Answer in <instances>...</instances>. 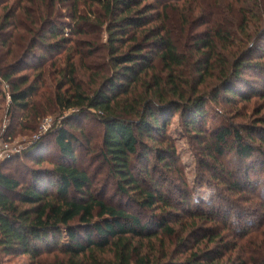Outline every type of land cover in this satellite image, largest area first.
<instances>
[{
	"label": "rangeland",
	"instance_id": "obj_1",
	"mask_svg": "<svg viewBox=\"0 0 264 264\" xmlns=\"http://www.w3.org/2000/svg\"><path fill=\"white\" fill-rule=\"evenodd\" d=\"M161 1L176 4L173 0ZM188 1L183 15L192 20L183 31L180 13L171 15L175 16L174 38L180 51L190 58L188 65L179 72L183 82H190L185 87L186 96H191L194 87L197 95L206 94L204 96L211 99L222 83L224 64L232 62L238 52V37L235 33L227 50L219 47L210 62L213 67L203 73L202 78L197 72L196 58L199 56L189 53L193 48L190 37L203 33L213 14L221 15L222 19H233L239 17L241 8L252 10L256 2L264 4V0ZM191 8H195V12ZM72 9V5L63 6L59 1L0 0V139L10 140L14 148V154L0 164V173L25 186L31 182L33 173L52 172L63 161L56 145V130L63 127L78 140L75 144L76 166L89 176L91 192L97 199L136 215L142 225L154 227L153 224L166 219L168 226L174 229L175 235L170 237L152 227L147 238L134 240L137 246L142 245V254L152 253L151 257L160 264H184L193 255L201 264L207 263L208 258L214 259L213 264H263L264 33L254 47L255 53L250 58L252 65L241 71L240 80L235 83L239 94L248 100L236 97L234 101L221 91L216 102L206 104V118L198 125L200 132L187 128L181 113L171 112L166 138L156 143L143 140L147 158L139 149L134 160L135 171L137 174L142 171L144 176L146 170L152 171L153 179L145 183L146 177L142 178L144 189L155 193L156 197L160 193L165 195L170 203L168 207L161 203L160 209L149 210L137 203L138 197L134 194L128 198L118 191L117 182L102 157L103 127L92 113L89 118H84L78 111H63L56 105V95L65 85L62 75L68 62L75 63L77 83L87 95L101 86L110 69L109 55L104 48L106 27L99 29L95 24L80 28L85 33L82 37L75 35L76 30L72 35L75 24ZM85 9L80 8L84 16L88 14ZM99 10L93 8L97 18ZM53 26L68 28L64 34L69 40L65 50L55 51L39 43L41 37L48 38ZM11 67L17 72L15 78L26 77L31 84L39 86L27 112H10V87L2 76L9 74ZM141 87L138 92L145 94ZM65 90L63 88L62 92ZM222 128L240 131L245 142L255 149L254 155L247 161L242 160L233 138L228 140L223 155L214 153V133ZM36 144L32 152L25 154ZM171 147L176 158L173 162L168 159L172 163V170H168L165 165H159V153ZM236 182L242 183L240 192L234 189ZM209 210L219 213V218L210 216ZM74 226L78 228L79 224ZM79 230L84 238L86 233L82 228ZM154 233L157 234L155 237ZM65 237L64 242L67 241ZM93 239L98 237L94 235ZM100 256L105 260L112 258L110 252ZM55 258H63L59 250L32 259L25 254L7 255L0 249V264H52Z\"/></svg>",
	"mask_w": 264,
	"mask_h": 264
},
{
	"label": "trees",
	"instance_id": "obj_2",
	"mask_svg": "<svg viewBox=\"0 0 264 264\" xmlns=\"http://www.w3.org/2000/svg\"><path fill=\"white\" fill-rule=\"evenodd\" d=\"M51 1H59L63 6L72 5L75 20L72 35L76 30L75 35L82 37L85 33L80 28L95 24L99 29L106 27L107 43L104 48L110 61L108 76L91 95H87L77 83L75 63L68 62L62 75L66 90L62 92L61 88L56 95L57 107L63 111H78L84 118H89L92 113L102 125V157L121 195L131 198L134 194L138 197L137 203L149 210L160 209L162 204L170 206L165 195L160 193L156 197L155 193L144 189L142 178L146 177L145 183L153 179L152 171L146 170L145 176L142 171L138 174L135 171L134 160L139 149L147 158L143 140L156 143L165 139L171 112L181 113L186 127L200 132L198 125L206 118V104L216 102L221 91L234 101L236 97L248 100L239 94L235 83L240 80L241 71L252 65L250 58L255 53L254 47L264 33V4L258 1L252 10L241 8L239 17L233 19H222L221 15L213 14L212 21L205 23L204 32L190 37L193 48L189 53L199 56L196 63L201 78L213 67L210 62L216 57L219 47L227 50L235 33L238 37V52L232 62L224 64L222 83L214 97L208 99L204 96L206 94L197 95L194 87L191 96H186L185 87L190 82H183L179 72L188 65L190 58L180 51L174 38L175 16L171 15L180 13L183 31L192 20L190 16L183 15L190 1L173 0L175 6L161 0ZM81 7L87 9L86 16L81 14ZM94 7L100 9L98 18ZM191 11L195 12V8ZM65 29L68 28L53 26L46 36L48 38L44 36L38 41L52 50H65L63 48L69 41L64 38ZM240 36L243 38L240 39ZM9 71L2 79L10 87V112H27L39 86L31 84L29 78H15L17 72L13 71V67ZM140 86L145 94L138 92ZM56 131V145L63 161L52 172L42 175L33 173L31 182L25 186L0 173V249L7 255L25 254L32 259L59 250L63 258H55L52 264H160L151 257L152 253L142 254V245L137 246L134 241L151 235L152 224L142 225L136 215L97 199L91 192L89 176L76 166L75 144L78 140L63 127ZM214 134L213 152L218 156L224 154L230 138L234 139L236 152L242 160L247 161L255 153L253 146L246 143L236 129L222 128ZM261 141L264 142V136ZM36 146L25 154L32 152ZM169 158L172 162L176 158L173 147L159 153V165L172 170ZM234 185V189L240 192L242 183ZM209 214L213 218L220 215L213 210H209ZM167 222L162 219L160 223L153 224V229L158 228L164 235L172 237L175 231ZM75 223L79 224L78 228ZM79 228L86 233L84 238ZM94 235L97 240L93 239ZM107 252L111 253V260L100 256ZM193 256L184 264H201L196 262L197 256ZM207 261L205 264H213L214 259L208 258Z\"/></svg>",
	"mask_w": 264,
	"mask_h": 264
},
{
	"label": "built area",
	"instance_id": "obj_3",
	"mask_svg": "<svg viewBox=\"0 0 264 264\" xmlns=\"http://www.w3.org/2000/svg\"><path fill=\"white\" fill-rule=\"evenodd\" d=\"M11 141H4L0 139V164L12 156L14 153V148ZM16 152H20V150H16Z\"/></svg>",
	"mask_w": 264,
	"mask_h": 264
}]
</instances>
